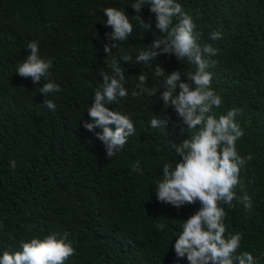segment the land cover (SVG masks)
Returning <instances> with one entry per match:
<instances>
[{
    "label": "trees",
    "instance_id": "1",
    "mask_svg": "<svg viewBox=\"0 0 264 264\" xmlns=\"http://www.w3.org/2000/svg\"><path fill=\"white\" fill-rule=\"evenodd\" d=\"M136 0H0V256L21 250V242L55 233L75 252L65 264H188L173 245L182 224L200 207L199 202L179 209L159 202L155 184L165 163L174 165L179 145L188 133L181 118L160 93L168 72L190 70L174 55L161 54L153 64H136L139 51L159 37L155 15L148 6L142 18L151 20L143 30L131 5ZM200 34L201 44L218 49L207 69L213 90L223 104L215 112L239 109L237 122L244 135L237 141L240 155L252 159L241 170V188L252 198L245 209L222 204L228 213L225 236L240 233L238 254L250 252L264 264V0H177ZM107 7L125 9L134 31L112 49L129 89L127 98L106 105L128 115L136 132L111 159L103 143L83 127L101 74L111 73L103 51L111 41L105 33ZM175 23V20H174ZM220 31L222 37L211 39ZM30 41L39 43V55L51 60L50 72L61 91L45 96L41 84L22 78L15 70L27 58ZM165 77H155V65ZM158 88L151 97H133L138 75ZM185 79V77H181ZM52 99L55 111L44 104ZM166 119L165 127H149L150 120ZM102 129L96 128L95 132ZM10 161L16 167H10ZM139 162L143 174L132 171ZM162 223L163 229L156 225Z\"/></svg>",
    "mask_w": 264,
    "mask_h": 264
},
{
    "label": "clouds",
    "instance_id": "2",
    "mask_svg": "<svg viewBox=\"0 0 264 264\" xmlns=\"http://www.w3.org/2000/svg\"><path fill=\"white\" fill-rule=\"evenodd\" d=\"M144 6L154 13L155 27L160 35L145 50L139 51L135 63L148 66L159 55L167 54L190 66L188 71L177 69L168 72L165 77V69L156 64L154 72L155 77H165L164 90L160 93L164 108L171 106L174 109L188 133L179 145L172 142L176 157L181 159H175L174 165H163L162 179L155 184L157 200L177 209L185 204H200L199 209L184 220L182 231L173 245L174 252L178 258L186 256L188 264H256L250 252L238 254L242 240L240 233L225 236L224 221L228 213L221 205L234 208L232 202L236 200L246 210L252 207V198L246 191L241 188L239 196L236 192L242 183L241 170L252 156L242 157L236 147L237 141L244 135L236 120L240 110L233 108L219 115L215 112L222 106L223 100L211 87L212 73L207 69L214 63L208 57L214 56L218 49L200 43L194 21L183 12L177 0H136L131 5L136 13L135 19L141 29L147 30L152 22L142 18L140 13ZM103 13L107 17L106 26L112 29L105 35L113 43L105 44L103 48L108 57L104 63L111 73L101 74L102 84L95 91L87 109L91 122L85 121L83 127L94 132L105 147L106 157L111 159L136 132L134 122L128 115L106 106L129 96L119 60L132 63L133 58L130 54H124L118 60L112 55V49L130 37L134 27L125 9L107 7ZM210 37L216 40L222 37V33L214 31ZM27 49L30 50L27 58L17 66L15 72L22 78H30L34 84L46 80L39 88V92L45 96L61 91L50 72L51 60H44L39 55V43L30 41ZM182 75L185 79H181ZM147 79L146 75H138L135 88L131 89L133 97L145 93L153 97L156 94L158 88L148 87ZM44 104L51 111L57 108L52 99H45ZM167 122L153 116L149 127L158 129L165 127ZM96 128L102 131L95 132ZM10 167L15 168L16 162L10 161ZM132 171L143 174L139 162L132 165ZM156 227L163 229L165 225L158 223ZM74 252L70 243L58 239L53 233L43 239L32 238L29 242H21L19 251H4L0 264H65Z\"/></svg>",
    "mask_w": 264,
    "mask_h": 264
}]
</instances>
